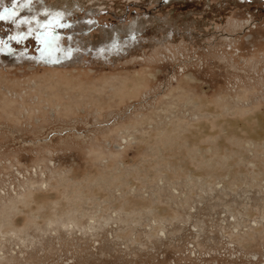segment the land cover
I'll return each mask as SVG.
<instances>
[{"label": "rangeland", "instance_id": "1", "mask_svg": "<svg viewBox=\"0 0 264 264\" xmlns=\"http://www.w3.org/2000/svg\"><path fill=\"white\" fill-rule=\"evenodd\" d=\"M0 15V264H264V0Z\"/></svg>", "mask_w": 264, "mask_h": 264}, {"label": "snow or ice", "instance_id": "2", "mask_svg": "<svg viewBox=\"0 0 264 264\" xmlns=\"http://www.w3.org/2000/svg\"><path fill=\"white\" fill-rule=\"evenodd\" d=\"M4 17L2 15H0V19H3Z\"/></svg>", "mask_w": 264, "mask_h": 264}]
</instances>
